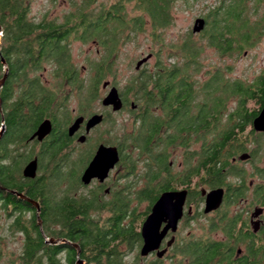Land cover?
Wrapping results in <instances>:
<instances>
[{"label": "trees", "instance_id": "obj_1", "mask_svg": "<svg viewBox=\"0 0 264 264\" xmlns=\"http://www.w3.org/2000/svg\"><path fill=\"white\" fill-rule=\"evenodd\" d=\"M32 1L0 0V81L8 70L5 83L0 88V130L4 127V134L0 137V199L4 200L5 209L15 216L12 231L24 237L22 253L16 261L9 263L77 264L78 252L73 246L76 244L85 264H123L126 254L121 250L123 246L128 248L127 253L141 247V230L148 210L140 213L139 209L132 208L131 198L124 193L119 195L115 205L107 204L99 195L91 198L76 195V191L82 188L80 176L87 159L81 152L73 158V146L63 138L58 139L57 136L46 142L38 156L34 151L20 155L19 150L29 146L28 141L40 127L44 114L48 113L46 110L45 113L38 111L35 105L38 100L43 99L47 102L45 105L50 106V102L57 101L64 94L65 85L72 84L79 88L81 94L84 91L88 93L87 97L80 95L82 108L87 110L86 106H91L97 99L99 87L106 83L105 79L110 75L116 77L112 74L115 65L112 62L120 55V45L146 32L144 16L149 17L151 36L161 42L163 32L173 21L171 6L174 1L128 0L134 2L142 13V17L133 18L131 23L125 18L122 3L108 10L102 7L94 14L90 10L93 2L90 0L63 23L47 19L37 22L30 18ZM203 19L206 27L198 33L199 37H204L200 41L205 39L208 47L232 58L254 46L264 35V0H229L227 3L221 0ZM125 21L128 24H124ZM124 29L130 30L134 36L124 38ZM198 34L192 31L173 50L178 54L173 52L169 55L176 61L172 65L168 66L161 58L165 52L163 48L148 54L152 58L156 56L157 63L149 68L151 58L121 91L125 99L136 107L130 109L133 128L129 130L126 127L121 137L110 143L121 151V165L128 175L143 166L141 176L144 180L146 173L152 180H160L167 173L169 179L182 182L181 185L169 184L167 189L188 185L195 172L199 185L208 187L223 185L229 176L247 179L242 170L232 165L231 158L250 151V144L261 148L262 142L257 139L264 137L263 134L256 135L252 129L254 118L264 107V72L252 84L243 80L230 82L224 78L226 72H216L198 89L195 75L199 55L205 49L196 42ZM70 36L82 41L96 40L103 48L105 59L91 66L94 76L85 90L84 84L78 83V71L72 65L67 45ZM48 62L55 65V79L61 80L53 86L54 89L36 75ZM232 99L237 100V106L227 112ZM197 144L200 148L194 150ZM257 148L251 150L256 159ZM176 150H181L185 168L184 174L173 177L170 158ZM134 155L138 158L134 159ZM33 157L40 158L43 174L34 180L25 179L22 166ZM259 176L263 183L257 190L264 205V169H259ZM63 183L68 185V189L59 196L57 189ZM11 191L38 203L40 213L37 214L33 203L12 195ZM154 193L155 189H143L136 195L139 201L149 198L154 201L157 198ZM29 211L32 216L26 219ZM104 211L112 213L107 220L93 217ZM229 221L217 229L225 235L231 233L230 243L197 240L196 246L184 245L172 252L173 262L264 264V244L247 249L249 262L244 261L245 257L234 260L235 251L231 244H243L245 238L232 234L236 224L231 222L230 225ZM52 238H67L71 244L53 246L47 241Z\"/></svg>", "mask_w": 264, "mask_h": 264}, {"label": "rangeland", "instance_id": "obj_2", "mask_svg": "<svg viewBox=\"0 0 264 264\" xmlns=\"http://www.w3.org/2000/svg\"><path fill=\"white\" fill-rule=\"evenodd\" d=\"M89 0H33L31 3V11L30 18L35 21H41L42 19H47L48 21H56L58 23H63L66 18L72 15L75 10L83 5L87 4ZM93 1L90 5V10L94 11L93 13H98L101 11L102 7L106 10L110 9L113 5L118 3H122L124 8L125 18L128 22L131 23L133 18L142 17V13L137 10L136 4L134 2H129L128 0H90ZM171 6V15L173 18L172 24L168 27L161 36V42H157L155 38L151 36V30L149 28V17L144 16V20L147 23L146 32L139 33L132 40H126L124 43L120 45V55L116 61H113L115 65H113V75H110L104 82H109L111 87H116L118 91L121 93L122 90H125V87L129 84V82L136 76L137 71L135 69L136 64L139 60L147 56L148 54H153L158 51V49L163 48L164 54L161 57L166 64L172 65L175 59H172L170 54H174L178 52H174L173 50L179 47L182 42L187 38V36L192 33L195 21L198 18H205V15L208 14L212 8L217 7L221 0H173ZM229 0H223V2L227 3ZM262 17V16H261ZM260 19V18H259ZM126 23V21L124 22ZM196 35V42L200 48H205L199 55V63L198 69L196 70V86L198 89H201L203 85L211 79V76L216 72H226L224 74L225 80L230 82L234 80H243L247 84H252L256 81V79L260 76L262 70L264 69V35L260 39V41L256 42L254 46L246 48L241 52L238 56H233L232 58L229 56L220 55L214 48L208 47L206 44V40L200 41L202 36L199 37ZM133 37V33L124 29L123 37ZM195 36V35H194ZM2 38V34L0 39ZM200 38V39H199ZM69 54L72 60V65L76 70L78 83H83L85 88L90 83V78L94 76L91 72V66L105 59L103 54V48L98 44L96 40L90 41H82L77 40L74 36H70L67 41ZM174 52V53H173ZM158 59L153 55V58L150 60L149 68H152ZM176 62V61H175ZM56 68L52 63H45L40 71L36 73L37 76L43 78V80L50 84L49 87L54 89V85L59 84L61 80H56L54 76ZM83 86V87H84ZM109 86V87H110ZM110 87V88H111ZM64 92H69L68 97V106L70 110L78 109L79 105H81L80 95L83 97H87L88 93L86 91L81 94L79 88L77 86H73L72 84H66ZM110 88L104 89L101 84L98 90V97L94 100L91 106H86L88 112L101 113L103 112L102 99L106 97ZM63 92V93H64ZM237 100L232 99L228 103V111L230 112L237 106ZM250 107H253L250 105ZM108 120L105 124H103L99 130L93 133V138L99 140L100 142H108L117 141L125 128L128 127L131 130L133 121V117L130 114V109L127 111H122L120 113H107ZM256 137V136H255ZM252 139L255 140L252 135ZM257 140H261V148H257L254 144H250L248 146L249 152L251 150H255L256 148L259 150L257 159L254 158L253 161L249 163H243L242 168H245L248 171L249 175L256 171V167L259 169H264V137L258 138ZM199 145L194 146V150H199ZM38 148L35 146H24L19 150V154H29L34 151L37 153ZM81 152V151H80ZM79 151L74 153L72 156L76 158ZM83 154V153H82ZM87 157H85L86 159ZM138 157L134 155V159ZM171 167L174 172L184 171L185 166L182 165L184 159L181 154V150H176L173 152L170 158ZM26 164H23L22 168ZM144 172L143 166L139 167L135 173L130 177L122 178L116 185H118L121 189V192L124 193L125 196L130 197L131 207L134 209H139L140 213L147 209V203L145 201H139L133 195L134 191H140L143 189L145 185V180L142 179L141 176ZM173 172V173H174ZM122 173V171H121ZM43 172L40 171V175ZM247 175V174H246ZM141 176L140 179L138 177ZM254 184H260L262 180L258 177H254L250 179ZM135 182V183H134ZM137 182V183H136ZM134 184V185H133ZM133 185V187H132ZM130 187L132 189L130 190ZM68 189V185L63 183L59 189H57L58 195L61 196L64 191ZM137 189V190H136ZM76 195L85 196L84 190L81 188L76 191ZM252 192L249 191L246 193L245 198L251 200ZM232 206V204H231ZM241 204H235L228 209L230 216H235L237 211H241ZM227 210L224 208V211ZM10 210L3 208V204L0 203V247L1 251L3 249H7L8 251V264L9 261H16L17 257L20 253H22L23 240L24 237L22 234L12 231V223L14 220L13 212L9 213ZM32 216V215H31ZM29 214H26L25 218L29 219L31 217ZM109 213L107 211L100 212L99 214H94L93 217L96 220L104 221L109 217ZM211 221V217L200 216L199 220L196 221V231L195 227L191 222L187 223V227L183 229L181 233V237L183 238H198V239H211L222 238V233L220 231L219 235H215L214 233L206 234L209 228V224ZM126 254L123 256V264H151L155 258H145L141 259L140 256V247L139 249L133 251L132 253H127L128 248L123 246L121 248ZM174 252V251H173ZM172 252L168 255L162 264H176V260L173 262L171 258ZM62 263H64V255H62ZM147 260V261H146ZM1 264V258H0Z\"/></svg>", "mask_w": 264, "mask_h": 264}, {"label": "flooded vegetation", "instance_id": "obj_3", "mask_svg": "<svg viewBox=\"0 0 264 264\" xmlns=\"http://www.w3.org/2000/svg\"><path fill=\"white\" fill-rule=\"evenodd\" d=\"M263 72H264V69L262 70L260 76L263 74ZM40 80L45 82L42 77H40ZM109 86H110V84H109ZM109 86L107 88L111 87V86L110 87ZM113 87H111V88H113ZM107 88H104V89L107 90ZM111 88H110V90H111ZM110 90L108 91V93L110 92ZM108 93H107V95H108ZM119 94H120V97L124 103V108L120 112L127 111V110L131 109L132 105H133L132 101L128 102L120 92H119ZM60 97L61 98L58 99L57 101L50 102V106H46L45 104L47 102H44L43 99L38 100L36 102L35 105L37 106V109L39 112L41 110L44 113H45V110L48 111L46 116L44 114V118H43V121L41 122V125L44 122L49 121L51 124V127H52V131L48 136H46L41 141L36 137L35 139L29 140L28 142L30 143L29 145L35 146V148L36 147L38 148L36 150L37 153H34V155L38 156L41 153L42 146L46 142H49L53 137L58 136V139L63 138L64 140H67L70 143V145L73 146L74 153L81 151V153H83L87 157L86 158L87 160H86L85 165H84V169H83L81 176H80V177H82L84 171L87 169L90 162L93 160V158H94V156H95L100 145H105L108 147H116V146L110 145V143H108V142L104 143V142H100L99 140L94 139L93 133H95L97 130H99V128L103 124L106 123V121L108 120V116H109L107 113L109 111L113 112V113H120V112H114L112 107H104L103 105L102 106H103L104 111L101 113H99V112L98 113L88 112V110L81 108L80 105H79L78 109L70 110L69 106L67 104L69 92H64V94H61ZM101 103H102V101H101ZM134 109H136V107L132 108V110H134ZM95 115H103L104 121L99 126L92 129L90 131V133H87V131H86L87 121ZM80 117L85 118V122L81 125L80 129L73 136H70L69 135V129L75 123V121ZM38 129L36 131H34V133H36L38 131ZM252 129L254 130L253 125H252ZM254 132L256 135H260V134L264 135V133L256 132L255 130H254ZM34 133H33V135H34ZM83 136H85L86 138H85V141L83 143H81L80 139ZM118 151L120 154V162L115 166V168L113 170L110 171L108 178H106V180L104 182H101L99 179H94L91 181V183L89 185H84L82 183V189L84 190L86 197L91 198V196H95V195L98 196L99 195L101 200H103L107 204L113 203V205H115L116 199L122 193L120 187L118 185H116V183H118V180L120 182V180L122 178H125V177L131 178V176L135 173V171H134L132 174H129V175L127 174V170L124 167H122V165H121L122 153L119 149H118ZM244 154L250 155L248 160H241V156ZM253 156H254V153H252V152L250 153L249 151H245V152H241L237 156L231 158L232 165L237 167V169L242 170L245 175L247 174L246 175L247 179L243 180L241 178L239 179V178H236L233 176H229V177H227V180L223 183V185H218V186H214V187L199 185V182L196 181V172H195L193 180L191 181V183H188V185L178 186V187L175 186L174 189H167V186L169 184L170 185H174V184L181 185L182 182H179V180L169 179L170 177L168 176L167 173L164 174L160 178V180H152L151 178L148 177V173H146L147 178L145 180V185H144L143 189H147L148 191L155 189L156 193H154V194H156L155 196H157V198L154 201H152V200L150 201V198L147 199L148 201L145 200V202L147 203V209L145 211L148 210V212L146 213L145 221L152 214V210H153L154 205L157 203L159 198L164 193L180 192V191H186L187 192L186 202H185L184 208H183V216L179 220L177 227H176V230L174 231L172 229H169L166 232L164 238L162 239L160 248L155 253H153L149 257H147V259L152 258V257L155 258L153 261L150 262L151 264H155L157 262L162 264V262L167 257H169L168 255L171 252L183 248L184 245L193 244L194 246H196L197 240H205V239H198L196 237H194V238H183V239L181 237V233H182L183 229L187 227V223H189V222H191L193 224V226L195 227V231H196V221L199 220L200 216L211 217L209 228H208V231L206 232V234H210V233L215 232V235H219L221 230L219 231L217 229V226L222 225V224H226V222L228 220H230L229 221L230 225H231V222L232 223L235 222L236 227L233 229L232 234L242 235L245 239L243 241V244H238V243L237 244L236 243L231 244L232 250L235 251L234 260L238 259V258H244L245 257L244 261L249 262L248 261L249 255L247 254V249L249 247L254 248V247L263 246V244H264V205L262 204L260 197H259L260 192L257 190V187L259 186V184H254L252 181H249L250 176H251V179L254 177L260 178L259 168L256 167V171L255 172L253 171V173H251L250 175H249L248 171H246L245 168H242L243 163H249V162L254 160ZM34 158H37L38 162H39V168H38V175H39L40 174V168H41L40 160H39L40 158L39 157H33V159ZM171 163H170V166H172ZM180 165L182 168L183 163H181ZM195 165H196V158L194 161V166ZM24 167H23V169H24ZM23 169H22V172H23ZM171 169H172L171 170V176H173V177L184 174L183 171H181L179 173V172H174L172 167H171ZM121 171H122V173H121ZM22 176H23V173H22ZM261 183H263V182H261ZM133 185H132V187H133ZM158 186H160L159 190L157 189ZM132 187H130V190L132 189ZM143 189H141V190H143ZM218 189L224 190V199H223L222 205L218 210L206 214L205 213V207H206L207 194L213 190H218ZM249 191L252 192V195H251L252 199L251 200L245 198L246 193ZM137 192H139V190L134 191V196L136 199H137V195H136ZM256 198H257V201H256ZM230 200H233L232 203L230 202ZM0 203L3 204V208H7L4 206V203H5L4 200L0 199ZM231 204H232V206L235 204H241V205H243V208L241 207V209H240L241 211H237L235 216H230L228 209L230 207H232ZM224 208L227 210L224 211ZM40 211H41V207H40ZM258 211H261V212H258ZM39 213L37 211V214H39ZM108 213H109L108 217H110L112 215V213L111 212H108ZM256 213H259V214H256ZM26 214H29L31 216L32 212L29 211ZM223 219L226 220V222H223L222 221ZM167 226H168V223L164 222L161 226V232H163ZM256 228H257V230H256ZM68 231H69V229H68ZM221 233H222V238H215L214 240H212L213 243L218 244L220 242H225L227 244V243H230L232 241V239L230 237L231 233L226 234V235L222 231H221ZM67 235H69V233ZM141 237H142V235H141ZM52 239H55V240L60 239V240L68 241L67 238H52ZM59 244H63V243H58V244H54V245L51 244V245L55 246V245H59ZM142 246H143V238H142V244H141L140 250H141ZM0 247H2V245H0ZM159 252H165V254L160 258V257H158ZM7 257H8L7 249H3L2 251L0 249L1 264H8ZM141 259L143 260L145 258H141Z\"/></svg>", "mask_w": 264, "mask_h": 264}, {"label": "water", "instance_id": "obj_4", "mask_svg": "<svg viewBox=\"0 0 264 264\" xmlns=\"http://www.w3.org/2000/svg\"><path fill=\"white\" fill-rule=\"evenodd\" d=\"M206 27V21L203 18H199L195 21L193 27V33L198 34L201 33ZM1 27H0V36H1ZM0 46H1V39H0ZM152 55H148L137 62L136 64V71H139L144 64H146ZM3 63L5 61L3 60ZM7 78V69L4 78L0 81V88L4 85L5 80ZM109 82L103 84L104 88L109 86ZM102 105L104 107H112L114 112H120L124 108V103L120 97L119 91L117 88H111L108 95L102 100ZM0 107H1V100H0ZM132 108H135L132 105ZM104 121L103 115H95L87 121L86 131L90 133L92 129L99 126ZM85 122V118L80 117L78 118L75 123L69 129V135L73 136L81 127V125ZM253 128L256 132L264 133V107L261 110L260 114L254 119L253 121ZM52 131V127L49 121L44 122L38 129L36 133L31 137V140L35 139L36 137L41 141L46 136H48ZM4 134V127L0 130V137ZM85 136L81 137L80 142L83 143L85 141ZM250 155L244 154L241 156V160H248ZM120 162V154L117 147H108L105 145H100L93 160L90 162L87 169L84 171L81 182L84 185H89L92 180L99 179L101 182H104L111 170L115 168V166ZM38 168L39 162L37 158H34L30 161L23 169V177L25 179L34 180L38 176ZM12 195H16L22 200L27 202L33 203L38 211L40 212V206L38 203L33 202L25 195L21 193H17L14 191L10 192ZM187 192L180 191V192H168L164 193L157 203L154 205L152 214L148 217V219L144 222L141 230V235L143 238V246L140 250V256L142 258H147L151 254L155 253L161 245L162 239L164 238L166 232L169 229L176 230L177 224L179 220L183 216V208L186 202ZM224 199V190L218 189L213 190L207 194L206 197V207L205 213H211L213 211L218 210L223 202ZM261 212V211H258ZM259 214V213H256ZM164 222L168 223V226L165 228L163 232H161V226ZM39 226H41V222L39 221ZM257 230V228H256ZM49 244H58V243H65L71 244L69 241L66 240H55L51 239L48 240ZM74 248L78 252V261L77 264H85V262L80 258L81 256V249L78 245H73ZM165 252H159L158 257H162Z\"/></svg>", "mask_w": 264, "mask_h": 264}]
</instances>
